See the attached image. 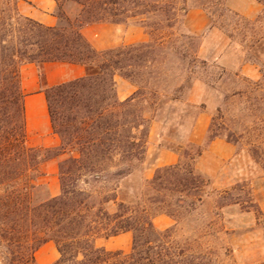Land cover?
Instances as JSON below:
<instances>
[{
	"label": "trees",
	"instance_id": "1",
	"mask_svg": "<svg viewBox=\"0 0 264 264\" xmlns=\"http://www.w3.org/2000/svg\"><path fill=\"white\" fill-rule=\"evenodd\" d=\"M55 1L59 22L45 26L21 15L18 0H0V264H37L36 251L49 241L59 253L52 264H219L208 231L185 239L178 231L184 220L194 227H212L195 215L211 185L198 160L215 138L236 145V131L216 132L211 123L203 144L180 142L182 151L174 150L179 155L176 164L158 167L139 188L122 190L144 161L151 122L147 109H160L166 96L157 82L161 71H143L149 55L158 52L149 41L97 49L82 32L94 23L135 22L147 36L163 42L161 32L173 35L189 8L200 6L208 12L206 5H188V0ZM67 4L78 6L73 16L64 8ZM251 38L252 45L263 46L264 25ZM55 61L81 64L87 71L44 89L60 143L33 147L26 138L20 68ZM190 62L205 64L196 55ZM258 64L261 78L230 98L245 96L250 106L264 111V64ZM117 75L136 87L124 100L117 95ZM182 89L177 87L169 101L191 106L178 94ZM228 99L224 95V101ZM52 159L58 162L60 193L37 199L44 188L43 165ZM227 204L239 201L220 202L217 208ZM162 214L173 220L165 229L154 224ZM125 232L132 234L127 253L95 244L98 238Z\"/></svg>",
	"mask_w": 264,
	"mask_h": 264
},
{
	"label": "rangeland",
	"instance_id": "2",
	"mask_svg": "<svg viewBox=\"0 0 264 264\" xmlns=\"http://www.w3.org/2000/svg\"><path fill=\"white\" fill-rule=\"evenodd\" d=\"M199 3L206 5L212 27L225 36L227 43L220 52L209 49L206 53L208 57L203 58L199 55L201 37L187 33L183 22L180 24L179 20L178 30L173 35L169 34V30L161 32L166 37L163 42L158 41L156 35L148 36L147 41L155 46L158 56L150 54L143 71H161L157 82L166 96L162 97L163 106L160 109H147L146 115L151 118L150 129L152 127L160 134V145L182 151L180 142L190 138L198 114L205 109V103L200 102V99L206 97L208 100L212 91L219 96L210 125L213 123V131L226 135L236 131L233 134V138L238 141L234 145L235 153L221 164L214 175L203 172L210 178L211 185L195 215L205 223H212V227H194L195 223L184 220L178 235L185 239L208 231V244L215 251L219 264H264V122L258 120L264 119V111L258 106H250L245 96L230 98L233 92L253 87L261 78L260 72L258 78L252 79L242 71H250L247 66L261 71L258 62L264 64V45L251 44L252 33L264 25V0H188V5ZM249 6L252 7L251 12L244 13L243 10L247 11ZM64 8L71 16L78 11L75 4H67ZM180 33L192 37L187 38ZM229 34L231 37H228ZM195 55L205 64L191 63ZM190 71L194 72L191 74ZM115 79L121 97L136 90L129 80L118 75ZM151 80L155 81L153 78ZM179 86H183V89L176 93L191 106L183 101H169L170 95ZM224 95L229 96V99L224 101ZM212 101L214 103L216 100ZM144 160H147V154ZM151 169L149 162L138 164L133 175L124 182L122 190L139 188L142 180L146 179L145 175L153 171ZM43 171L41 181L44 188L39 191L37 199L60 193L58 162L44 165ZM235 199H238L239 204L217 208L218 203H230ZM118 244L127 246L122 252H129L132 234L129 233L128 238L123 236Z\"/></svg>",
	"mask_w": 264,
	"mask_h": 264
},
{
	"label": "crops",
	"instance_id": "3",
	"mask_svg": "<svg viewBox=\"0 0 264 264\" xmlns=\"http://www.w3.org/2000/svg\"><path fill=\"white\" fill-rule=\"evenodd\" d=\"M17 10L23 16L32 18L45 26H55L59 19L57 13V3L55 0H18ZM252 7L243 10L248 14ZM183 27L189 34L201 37V46L199 55L206 58L207 51L213 48L214 52H220L227 43L225 36L214 27H212L211 17L208 12L200 6H192L183 17ZM84 36L97 49H107L119 45H129L148 40L145 29L138 23L128 22L125 24L116 23H94L85 26L82 29ZM246 68V67H245ZM250 71L242 73L252 79L259 77V71L254 67L247 66ZM86 67L81 64L67 62H43L26 63L20 68V82L23 93L24 111H25V129L27 143L33 147H56L60 143L57 134L53 132L44 89L62 82L80 78L86 74ZM116 80V79H115ZM133 90L121 97L120 92L117 95L120 100H124ZM200 99L205 103V109L201 111L193 125L189 140L195 144H203L206 140L207 131L210 125L211 114L217 108L219 96L213 91ZM213 99L214 101L213 103ZM160 134L151 127L147 140V164L155 170L158 167L173 165L179 161V155L174 150L164 148L160 145ZM235 153L233 144L222 138L213 139L203 151L198 160L197 167L204 173L214 175L221 168V164L231 158ZM148 157L150 159H148ZM57 159L45 162L44 165L55 164ZM43 165V166H44ZM153 171L147 173L145 178H151ZM57 193H53L55 196ZM156 227L165 229L173 224V220L162 214L154 218ZM129 233L125 232L110 238H98L95 240L97 246H103L112 251H123L127 246L119 245L121 238H128ZM59 258V253L53 242L45 243L36 253L38 264H52Z\"/></svg>",
	"mask_w": 264,
	"mask_h": 264
}]
</instances>
